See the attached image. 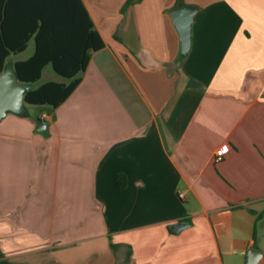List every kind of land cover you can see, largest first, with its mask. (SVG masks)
I'll return each instance as SVG.
<instances>
[{
  "label": "crops",
  "instance_id": "0c3cea01",
  "mask_svg": "<svg viewBox=\"0 0 264 264\" xmlns=\"http://www.w3.org/2000/svg\"><path fill=\"white\" fill-rule=\"evenodd\" d=\"M82 1L105 45L78 85L0 120V260L264 264V0Z\"/></svg>",
  "mask_w": 264,
  "mask_h": 264
},
{
  "label": "trees",
  "instance_id": "16d2710c",
  "mask_svg": "<svg viewBox=\"0 0 264 264\" xmlns=\"http://www.w3.org/2000/svg\"><path fill=\"white\" fill-rule=\"evenodd\" d=\"M35 50L26 59L14 61L18 78L34 83L25 101L55 108L81 80L92 52L105 43L95 28L82 0H0V71L12 54ZM67 80L38 83L46 65ZM118 187L126 185V175L116 176Z\"/></svg>",
  "mask_w": 264,
  "mask_h": 264
},
{
  "label": "water",
  "instance_id": "95a60500",
  "mask_svg": "<svg viewBox=\"0 0 264 264\" xmlns=\"http://www.w3.org/2000/svg\"><path fill=\"white\" fill-rule=\"evenodd\" d=\"M198 9V5L185 4L169 10L172 22L180 35L182 55H187L191 49L193 23ZM33 87L34 83L24 82L18 78L14 62H6L4 69L0 71V120L10 112L19 115L26 114L25 94L27 90ZM188 225L186 221H179L173 224L171 228L180 231ZM262 254L263 252L257 246L250 247L246 264H258Z\"/></svg>",
  "mask_w": 264,
  "mask_h": 264
},
{
  "label": "rangeland",
  "instance_id": "374dc122",
  "mask_svg": "<svg viewBox=\"0 0 264 264\" xmlns=\"http://www.w3.org/2000/svg\"><path fill=\"white\" fill-rule=\"evenodd\" d=\"M34 46H35V42L34 40H30L29 43H28V47L25 51L21 52V53H17V54H13V56L10 58L11 60L8 61V62H13L12 59H14L15 57L16 58H23V57H27L29 56L32 52H33V49H34ZM49 77H60L59 75H57L51 65H49L45 71H44V75L42 77V79L40 81H38V83L44 81L45 79H49ZM35 85V84H34ZM49 108V106L47 105H32L30 106V111L32 113H37L41 108ZM0 264H3V261L0 260Z\"/></svg>",
  "mask_w": 264,
  "mask_h": 264
},
{
  "label": "built area",
  "instance_id": "2783aa9c",
  "mask_svg": "<svg viewBox=\"0 0 264 264\" xmlns=\"http://www.w3.org/2000/svg\"><path fill=\"white\" fill-rule=\"evenodd\" d=\"M45 116H46V114H43V118H44ZM229 148H230V147H229L228 144H224V145L220 146V148H218L217 151H216V155H217V158H216V159H217V160L222 159L224 153H225ZM180 196L183 197L184 194L181 193Z\"/></svg>",
  "mask_w": 264,
  "mask_h": 264
}]
</instances>
